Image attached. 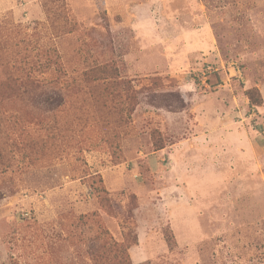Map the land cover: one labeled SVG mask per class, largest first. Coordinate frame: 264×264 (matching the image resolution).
<instances>
[{
    "label": "rangeland",
    "instance_id": "1",
    "mask_svg": "<svg viewBox=\"0 0 264 264\" xmlns=\"http://www.w3.org/2000/svg\"><path fill=\"white\" fill-rule=\"evenodd\" d=\"M103 244L264 264V0H0V264Z\"/></svg>",
    "mask_w": 264,
    "mask_h": 264
},
{
    "label": "trees",
    "instance_id": "2",
    "mask_svg": "<svg viewBox=\"0 0 264 264\" xmlns=\"http://www.w3.org/2000/svg\"><path fill=\"white\" fill-rule=\"evenodd\" d=\"M8 83L5 86H11L15 91H29L30 89H35V90H39L40 88H43V84L39 82L38 80H34L32 78H30L29 76L27 78H13V79H8L7 80ZM48 85V84H47ZM45 86V84H44ZM251 104L254 105V100L253 97L251 96ZM110 204L111 202L108 200V198H103L101 200V204L102 205H107ZM100 253L98 254V256L95 255V261L96 264H101V261L104 258H108L109 256H116L117 253H123L124 252V248L119 246H115V245H109V244H103L100 245ZM113 257V258H114Z\"/></svg>",
    "mask_w": 264,
    "mask_h": 264
}]
</instances>
